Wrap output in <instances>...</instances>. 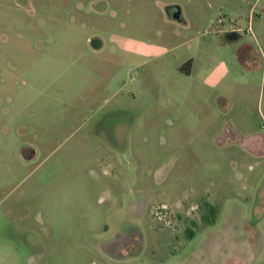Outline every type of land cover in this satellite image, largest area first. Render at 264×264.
<instances>
[{
	"label": "rangeland",
	"instance_id": "374dc122",
	"mask_svg": "<svg viewBox=\"0 0 264 264\" xmlns=\"http://www.w3.org/2000/svg\"><path fill=\"white\" fill-rule=\"evenodd\" d=\"M258 23L264 0H0V264H264L261 69L226 40Z\"/></svg>",
	"mask_w": 264,
	"mask_h": 264
},
{
	"label": "crops",
	"instance_id": "0c3cea01",
	"mask_svg": "<svg viewBox=\"0 0 264 264\" xmlns=\"http://www.w3.org/2000/svg\"><path fill=\"white\" fill-rule=\"evenodd\" d=\"M169 17L171 18V25L173 27L170 33L171 36L176 35L177 32L176 30H178L179 32L181 30L188 31L189 29H191L190 27L191 24L184 17L183 12H181L180 21H177L176 19L172 18L171 15H169ZM250 32H251L250 36L253 37L254 45H251L247 41L241 39L242 33L240 28L232 29L231 33L226 34L227 39L226 38L225 39L237 42L236 55L238 59L241 60L244 67H246V69H248L250 72L256 70L258 67L261 69L260 86L261 87L263 86L262 89H264V24L262 23L256 24L255 31L252 26ZM206 35H208L206 38V42H208L209 44L206 47H204L205 51H202L203 47L201 45L203 42L199 43L200 41H198L194 45L195 48L194 53L196 55L195 56L187 55L181 60L180 62L181 65L179 64L178 67L179 69H181L180 72L184 77L186 78L195 77L200 80L199 86H197L196 89H215L216 86L218 85V78L220 73L219 72L220 61L218 56L220 41L218 36H216L215 37L216 39H214L213 31H207ZM246 35L247 34H245V36ZM101 46L102 43L100 41V47ZM200 47L202 48L200 49ZM200 62L207 63L208 68L202 70L201 68L203 64H201ZM244 84L246 85H244L245 87L243 89H250L251 87L250 82L248 84V81H245ZM248 136L256 144L259 141V139L262 138L261 135L255 133L249 134Z\"/></svg>",
	"mask_w": 264,
	"mask_h": 264
},
{
	"label": "trees",
	"instance_id": "16d2710c",
	"mask_svg": "<svg viewBox=\"0 0 264 264\" xmlns=\"http://www.w3.org/2000/svg\"><path fill=\"white\" fill-rule=\"evenodd\" d=\"M199 208L202 209L200 218L205 225L213 224L218 215V206L210 203L208 200H203ZM195 231L192 229H186V237L191 239L194 237Z\"/></svg>",
	"mask_w": 264,
	"mask_h": 264
},
{
	"label": "water",
	"instance_id": "95a60500",
	"mask_svg": "<svg viewBox=\"0 0 264 264\" xmlns=\"http://www.w3.org/2000/svg\"><path fill=\"white\" fill-rule=\"evenodd\" d=\"M172 8L174 9V12L171 13L172 18L176 19L177 21H180L181 19V11L180 7L178 5H173ZM169 14V13H168ZM91 47L94 49H97L100 47V41L98 38H93L90 40ZM34 156V150L31 149V152L28 156H23L25 160H30Z\"/></svg>",
	"mask_w": 264,
	"mask_h": 264
},
{
	"label": "flooded vegetation",
	"instance_id": "af4514ba",
	"mask_svg": "<svg viewBox=\"0 0 264 264\" xmlns=\"http://www.w3.org/2000/svg\"><path fill=\"white\" fill-rule=\"evenodd\" d=\"M166 12L167 14L169 13L168 15H171V13L174 12V9L172 7H167Z\"/></svg>",
	"mask_w": 264,
	"mask_h": 264
}]
</instances>
